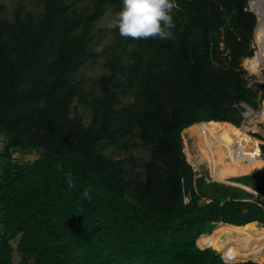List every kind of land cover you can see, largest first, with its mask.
<instances>
[{"label": "trees", "instance_id": "1", "mask_svg": "<svg viewBox=\"0 0 264 264\" xmlns=\"http://www.w3.org/2000/svg\"><path fill=\"white\" fill-rule=\"evenodd\" d=\"M40 1V17L20 4L12 20L0 5V264H264L262 201L197 177L185 154L209 138L264 160L240 129L264 90L241 66L254 55L249 0H174L173 39L111 29L108 72L92 90L79 77L92 32L121 0L80 11ZM75 103L91 110L89 124L72 116ZM136 138L149 151L138 170L105 153L137 148ZM255 179L239 181L264 194Z\"/></svg>", "mask_w": 264, "mask_h": 264}, {"label": "rangeland", "instance_id": "2", "mask_svg": "<svg viewBox=\"0 0 264 264\" xmlns=\"http://www.w3.org/2000/svg\"><path fill=\"white\" fill-rule=\"evenodd\" d=\"M94 0H71V11L72 10H82V9H90L92 7ZM253 3V0H251V4ZM22 4L24 6V9L26 12H31L34 16L40 17L44 12V5L40 0H0V5L5 6V12L4 16L8 18L9 20H12L14 17V13L17 10V8ZM114 17V11L112 7H108L103 14V16L96 22L95 28L92 32L95 42L93 44V57L89 60V62L81 69L79 77H82L88 81V89L92 90L93 86L91 85L90 81L100 77L101 75L108 72V69L106 67V59L109 56V53L111 51V47L114 45L115 37L114 33L111 29L107 28L108 22ZM257 32L255 31L252 46L254 47V55L258 48L257 43ZM250 58V57H249ZM241 66L246 72V77L249 82V86L255 87V83H260L264 85V78H260V76L252 74L248 72V70L245 67L244 59L241 60ZM263 74H264V68ZM95 89V88H94ZM259 96L261 98V105L257 110L252 109L253 112H261L264 111V90L260 91ZM127 101H130L128 98ZM251 110L246 109V116ZM72 116L76 118H80L84 121V123L89 124L91 121L92 112L89 108L75 103V106L72 111ZM257 130L254 129V125H251L253 129H247V120L244 122L243 125L240 126V129L243 132H247L249 136L256 138L260 141L258 144V149L262 154V148L264 147V133L261 130H264V118H261L259 116L255 117ZM136 143L138 145L137 148H133L129 151H123V153L119 154V150L116 147H108L105 150V153L108 156H111L113 158H130L133 162H129V169H140L141 164L144 160L148 159L149 157V151L144 146V144L140 141V139L136 138ZM198 145H195L194 148V155L192 156V159H189V156L187 155L185 151V144H184V151L187 156V160L191 163L194 170L197 172V177L204 176L208 182H218L225 185H230L233 187L242 188L241 185H244L240 183L239 179L244 176H254L256 179L254 180V184L260 186L262 189H264V171L263 168L259 172V174L255 175H243V176H236L233 178H230V182H219L216 180H210L208 179V176L204 170H201L197 166V161H199V154L201 152V146H209L208 151L212 152L211 145H213V142L209 140V138H204L200 141V143H197ZM5 145V137L3 135H0V150L3 149ZM14 158L21 161H29L37 158L39 156L38 152H32V153H22L20 151H14L13 152ZM2 163L0 162V169H1ZM236 183V184H234ZM237 185V186H236ZM241 186V187H240ZM246 186V185H245ZM252 188L251 186H248ZM247 190L246 188H242ZM253 189V188H252ZM248 191V190H247ZM251 192V191H249ZM252 193V192H251ZM259 198L263 205H264V198L260 194V192L256 191L253 192ZM222 258L228 263L226 258L223 255V252L221 251ZM243 261H246L243 260Z\"/></svg>", "mask_w": 264, "mask_h": 264}, {"label": "bare ground", "instance_id": "3", "mask_svg": "<svg viewBox=\"0 0 264 264\" xmlns=\"http://www.w3.org/2000/svg\"><path fill=\"white\" fill-rule=\"evenodd\" d=\"M251 8L255 11L258 19L257 23V43L258 48L253 57L245 58L244 64L248 72L264 78V0H253ZM264 118V111L247 114V129H258L255 117ZM254 125V127H250ZM264 133V130H261ZM209 146H202L199 154L197 166L204 170L210 180L219 182H230L229 179L236 176L259 174L264 166L263 158L258 155L251 146L246 145L239 148L230 142L218 141L211 145L212 152L208 151ZM236 184V183H234ZM237 186V185H236ZM251 192L252 188L241 185ZM264 198V194H260Z\"/></svg>", "mask_w": 264, "mask_h": 264}, {"label": "clouds", "instance_id": "4", "mask_svg": "<svg viewBox=\"0 0 264 264\" xmlns=\"http://www.w3.org/2000/svg\"><path fill=\"white\" fill-rule=\"evenodd\" d=\"M174 0H121V7L108 22L107 28L118 29L119 35L133 39H173L172 10ZM68 186L72 187L70 175ZM85 199H91L90 189L85 188Z\"/></svg>", "mask_w": 264, "mask_h": 264}, {"label": "water", "instance_id": "5", "mask_svg": "<svg viewBox=\"0 0 264 264\" xmlns=\"http://www.w3.org/2000/svg\"><path fill=\"white\" fill-rule=\"evenodd\" d=\"M249 8H250V11L253 12L256 16V19H257V15L255 13V11L251 8V0H249ZM257 23H258V19H257ZM256 28H257V25H256ZM256 28H255V31H256ZM252 49H254V47L252 46ZM254 56V55H253ZM245 59V58H244ZM246 109H249V110H252L250 107L246 106ZM244 116V119H243V122H242V125L244 124V122L246 121L247 117H246V113L243 114ZM189 162V160H188ZM190 163V162H189ZM191 164V163H190ZM241 187V186H240ZM244 188V187H242ZM253 193V192H252Z\"/></svg>", "mask_w": 264, "mask_h": 264}, {"label": "built area", "instance_id": "6", "mask_svg": "<svg viewBox=\"0 0 264 264\" xmlns=\"http://www.w3.org/2000/svg\"><path fill=\"white\" fill-rule=\"evenodd\" d=\"M186 202H188V199H185Z\"/></svg>", "mask_w": 264, "mask_h": 264}]
</instances>
